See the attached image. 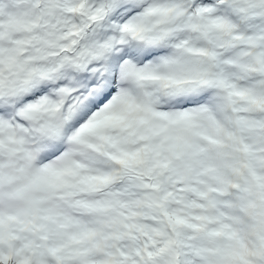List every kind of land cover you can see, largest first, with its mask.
<instances>
[{"label": "snow or ice", "instance_id": "obj_1", "mask_svg": "<svg viewBox=\"0 0 264 264\" xmlns=\"http://www.w3.org/2000/svg\"><path fill=\"white\" fill-rule=\"evenodd\" d=\"M0 264H264V0H0Z\"/></svg>", "mask_w": 264, "mask_h": 264}]
</instances>
